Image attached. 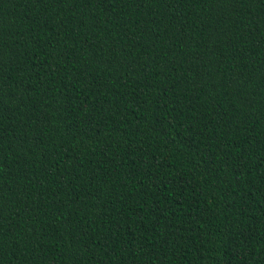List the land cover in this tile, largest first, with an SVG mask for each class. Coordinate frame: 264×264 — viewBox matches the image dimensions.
Returning <instances> with one entry per match:
<instances>
[{
	"label": "trees",
	"instance_id": "obj_1",
	"mask_svg": "<svg viewBox=\"0 0 264 264\" xmlns=\"http://www.w3.org/2000/svg\"><path fill=\"white\" fill-rule=\"evenodd\" d=\"M0 264H264V0H0Z\"/></svg>",
	"mask_w": 264,
	"mask_h": 264
}]
</instances>
